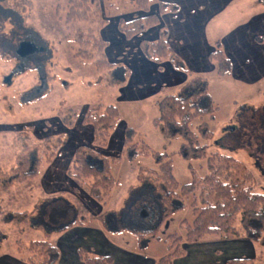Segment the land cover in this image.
Segmentation results:
<instances>
[{"label":"rangeland","instance_id":"rangeland-1","mask_svg":"<svg viewBox=\"0 0 264 264\" xmlns=\"http://www.w3.org/2000/svg\"><path fill=\"white\" fill-rule=\"evenodd\" d=\"M5 1L0 0V3ZM29 1L34 6L33 17L32 19L27 18L26 23L35 25L41 31L43 39L54 43L49 44L51 51L46 48L48 49L46 52L48 59L45 62V67H39V71L29 67L33 66L30 61H33V57L30 56L32 53L20 57L22 60L27 57V60L21 62L8 56L0 57V188L3 184L4 186L8 184V178L14 177L8 188L9 191L7 193L0 192V264L22 263L21 258L29 256L30 244L43 240H49L58 248L60 252L59 264H80L79 258L77 259L79 251L92 256L100 254L113 256L116 264H152L175 250L176 243H173L175 236L170 237L169 235L175 233L184 235L185 230L182 226L186 222L182 221L184 219L191 221L193 218L190 207L193 197L186 200V206L183 209L162 218L159 205L160 197L155 195L152 185L143 182L138 177L140 167H158L155 158L152 155H144L131 161L125 150L122 149L121 152L119 151L120 156L118 157L120 158L112 164L111 168L119 184L107 196L104 205L95 202L97 207L103 211L100 214L108 212L109 216L103 220L86 221L83 225L74 227L75 229L63 232L61 229L66 226V222L62 221L61 216H53V214H58L63 207L59 203L53 204L51 201L46 203V200H50L51 196H59L61 192L48 194L45 186L49 179L61 178L60 165L52 169L54 164L50 163L63 162L61 160L73 151L74 144L78 140H82L84 132L77 130L72 134L66 133L64 128L67 129V127H62L61 117L58 116V113L60 114L62 111V117L66 119L76 116V120H73L80 124L81 118L87 110L100 105L117 107L120 120L116 123L107 146L101 147V149H110L111 152L118 151L121 149L122 130L125 127L134 128L138 136L145 140L152 151L166 152L172 158L173 173L178 182L181 185L190 184L195 178L207 173L206 161L184 157L181 153L182 140L168 139L162 122L157 121L159 117L158 102L165 96L175 94L184 84V82L183 84L177 83L176 76L182 74L185 82L189 78L185 72L175 68L169 61H163L161 64L151 61L157 67L156 73L160 74L157 82L152 76L137 78L135 75L132 78L131 71L126 82H122L120 71L98 70L94 61H87L73 55L71 49L73 41H70L69 38L75 37L78 26L71 25L69 29H66L65 25L59 24L55 18L54 10L51 8V0ZM96 1L101 9H104V5L106 6L105 11L108 12L110 20L132 12H139L129 0H113L111 1L115 5L113 8H110L108 1ZM149 1V11L159 9L160 3L175 2V0ZM187 1L192 7L200 5V9H224L219 16L209 22L207 29L208 36L214 35L215 39L219 41L227 39L233 31L244 29L247 24L255 20L256 16L261 15V9H264V0ZM14 2H20L21 5L27 6L22 0H9L5 6L2 5L1 10L7 20L2 29L5 32H9L12 27L17 25V19L21 20L29 13L27 9H19L21 5L18 8L13 7L15 6ZM166 14L169 13L164 15ZM163 21L161 24H168V28H166L168 32L171 31L175 43L173 20L167 17L166 21ZM107 26L109 30L114 28L111 21ZM109 34L111 35L110 32ZM100 36L104 37L102 32H100ZM105 41L107 42L106 57L109 63H112L111 49L107 56L110 43L106 39ZM114 48L117 49L118 45H114ZM126 51L134 52L131 48ZM173 53L176 54L174 51ZM177 58L180 59L178 55ZM122 59L119 57L114 64L128 68ZM182 64L193 75L204 72V63L182 61ZM213 64L216 67L214 61ZM205 78L209 82L210 94L215 107H217L213 117L204 118L214 132L210 153L229 154L244 161L256 175L257 191H264V129L256 128L252 132L248 130V127H242L240 121L245 123L247 118H250L252 111L257 112L258 115L262 114L264 110V79L256 84L247 85L235 82L229 77H219L216 72L208 73ZM6 79L9 80L6 81ZM161 80H165V82L160 86ZM140 85L141 88L138 87ZM47 90L50 92L45 93ZM41 95L42 98H40ZM61 103H63L62 106ZM70 110L73 111L72 114ZM257 124L260 125L259 122ZM52 137H58V139L62 137V140L59 143V140L56 141ZM44 140L48 141L45 145V152L34 153L37 145ZM95 147L100 148L96 145ZM55 151L57 156H49L46 159V155ZM250 151L258 155L260 159L258 164L255 158L250 157ZM61 154L62 158L58 160V156ZM22 157L28 158L29 167L26 166L21 173L27 172L31 176H27L23 182H14L16 175L9 174L6 181L1 183L4 181L1 180L5 178L4 174L11 173V170L18 166V160ZM31 163L34 164L31 166ZM4 168L10 171H4V173L2 171ZM70 182L72 184H68L74 186L78 191L64 193L82 200L83 192L80 190L88 193L87 189L81 188L76 180L72 179ZM68 184L62 183L64 186ZM44 207H48V209L46 210ZM97 207L92 205L90 209L87 208L92 215L98 217L100 214L95 213ZM23 213L26 215L23 216ZM239 222L237 220L236 226L240 228ZM136 232L142 237H139ZM242 239H244L242 236L229 239L222 236H208L202 239L201 243L206 245L207 243L226 242L227 240L241 241ZM251 243L254 246L248 244L230 246L224 243L222 244L223 254L214 250L215 254L219 255L218 258L209 255L210 247L201 248L203 254L200 256L198 254L193 256V252L190 251L188 253L192 255L189 257L185 254L187 258L181 263L211 264V261L219 263L225 254L232 252L231 249L238 250L237 254H242L240 252H243V248H245L244 257L251 259L253 264H264V248L256 243ZM183 247L187 250L185 243L181 244V248ZM185 255L180 258L186 257ZM259 256H262L261 260H257Z\"/></svg>","mask_w":264,"mask_h":264},{"label":"trees","instance_id":"trees-1","mask_svg":"<svg viewBox=\"0 0 264 264\" xmlns=\"http://www.w3.org/2000/svg\"><path fill=\"white\" fill-rule=\"evenodd\" d=\"M7 1L9 0L0 3V24L2 25L0 29V57L8 56L13 60L18 59L20 62L27 60V57L22 60L17 56L19 45L25 42L33 43L37 49L30 55L33 57V61L30 60L33 66L29 67L39 71V67H45V62L48 59L46 54L48 49L46 48H49V44L54 42L43 39L41 31L35 25L26 23L27 18L32 19L33 17L34 6L29 0H22L27 6L21 5L20 2H14L15 6L13 7L18 8L21 5L19 9H27L29 13L21 20L17 19V25L12 27L9 32L2 30L7 20L1 7L5 6ZM105 1L110 2V8L115 6L113 2L111 3L113 0ZM131 3L137 11L144 12L146 15L134 14L129 21L124 18L120 19L118 28L125 39L131 41L134 38H139L138 50L145 58L156 64L169 61L175 68L185 72L189 78L175 94L165 96L158 102L159 117L157 121L162 122L168 139L182 140L181 153L184 157L204 159L208 168L205 175L195 178L190 184L181 185L174 176L172 158L166 152L152 151L145 140L138 136L134 128H124L123 150L129 159L132 161L144 155H152L158 165L157 168L140 167L138 177L143 182L152 185L155 195L160 197L159 205L162 218L183 209L186 206V200L193 197L190 204L193 218L191 221H187V219L182 221L186 222L182 226L185 230L184 235L180 233L169 235L170 237L175 236L173 243H176V248L169 255L156 261L155 264H173L175 258L185 255V248H181V244H196L208 236H222L225 239L242 236L264 248V191H257L256 175L244 161L229 154L210 153L214 132L204 118L213 117L217 107H215L209 91V82L205 77L193 75L186 70L182 61L170 48L169 32L161 24L160 15L177 12V6L160 3L159 14H149V0H133ZM50 4L59 24L65 25L66 29H69L71 25L78 26L75 37L69 38L70 41H73L71 45L73 55L87 61H94L98 70L121 71V81L126 82L130 75L129 69L123 65L109 63L105 53L107 42L100 36L102 27L108 23L106 6L104 5V9H101L96 0H51ZM153 27L159 28L157 40L149 42L141 39L142 35ZM256 40L258 43H264V37ZM49 51H51L50 48ZM210 58L216 64L218 76L231 75L232 65L225 56L220 42L215 44ZM48 92L50 90L45 93ZM62 105L63 103H61ZM70 112L73 113L72 110ZM62 115V111L60 114L58 113V116L61 117L60 123L67 129L73 128L76 124L74 122L76 116L66 119ZM119 120L120 113L115 106L100 105L87 110L80 122L92 127V145L78 147L74 152L71 165L67 169L68 178L79 182L80 187L87 189L89 196L102 205L105 204L107 196L110 195L113 188L119 184L111 168L112 164L120 157L106 158L97 153L94 147L95 145L100 148L107 146L109 137ZM197 121L199 123H195ZM240 121L242 127H248L249 131L254 132L256 128L264 129V110L259 115L252 111L250 118H247L245 122L246 124L242 120ZM258 122L260 125L257 124ZM52 138L56 141L59 140V143L62 140V137ZM46 142L48 141L40 142L34 153L45 152ZM249 154L251 158L256 159L257 164L260 162L258 155L251 151ZM49 156H57L56 151L46 155V159ZM27 161V157H22L18 160V166L12 169L11 173H5L4 171L10 170L4 168L2 171L5 173L3 176L5 178L1 179L4 180L1 183L6 181L9 174L16 175L14 182H23L27 176H31L27 172L21 173L26 166L29 167ZM33 164L31 163V166ZM13 179L14 177L8 178V184L5 186L3 184L0 192L7 193ZM75 197L61 192L59 196L54 195L50 197V200H46V203L51 201L53 204L59 203L63 207L58 214H53V216H61L62 221L66 222V226L61 229L63 232L83 225L86 221L103 220L109 216L108 212H104L98 217L92 215L82 200ZM44 208L48 209V207ZM25 215L26 213H23V216ZM237 220L240 221V228L236 226ZM136 234L142 237L141 234L137 232ZM28 254L29 256L26 258H21V262L59 264L60 252L49 240L32 242ZM78 258L82 264H114L113 258L108 255L92 256L79 251ZM261 259L262 256L257 258V260ZM225 264H253V261L249 258L230 259Z\"/></svg>","mask_w":264,"mask_h":264},{"label":"crops","instance_id":"crops-1","mask_svg":"<svg viewBox=\"0 0 264 264\" xmlns=\"http://www.w3.org/2000/svg\"><path fill=\"white\" fill-rule=\"evenodd\" d=\"M129 1L132 2L131 0ZM171 4H174L175 6H177L178 11L175 12V14L169 13L166 15L164 14L160 15V21L161 23L163 19L164 21H166L167 17H170L171 20H173L172 24L175 26V43L173 40V35H171V31H170L169 32V39H170L169 44L172 50L176 53V55L180 57L181 61L190 62V63H193V62H199L202 64L204 63V68H203L204 72H202V74H199V75L203 77L204 76L207 77L208 73H214L217 70L213 64V60L210 58V54L214 51L215 44L217 42H220L225 56L230 60L231 65H232V73L230 76H227V77H229L231 80L235 82H241L247 85L256 84L264 79V43H258L256 40L257 38L264 37V9H261L262 14L259 16H256L255 20L247 24L244 27V29H242L241 31L239 30L233 31L227 39H222L221 41H219L215 39L214 35L212 37H209L207 34V29H208L209 22L213 21L217 16H219L224 11V9H220V8L200 9V5H198L197 7H192L191 4H189L187 0H175V2ZM149 13L159 14V9H155L154 11L152 9V11H149ZM134 14H138L140 16L145 15L144 12H132L126 16H120V17L118 16L117 18H113L112 20L108 18V23L111 21L114 24L113 30H109L107 28L108 23L101 30L104 36L103 38H105L108 41V43H110L109 49H107V56H109V50L111 49L110 54H111L112 63L113 64L116 63L118 58L122 57L123 63H125L129 71H131L132 78H134L135 75L137 76V78L140 76H145V77L152 76L153 78L156 79V82H157L158 76L160 75L156 73V71H158L157 67L155 66L154 63L147 60L138 50L140 39L134 38L133 40L128 41L125 39L123 34L119 31L118 27H119L120 19L124 18L126 21H129L133 18ZM162 16H164L163 19H162ZM163 25L168 28L167 26L168 24L167 25L163 24ZM158 29H159L158 27L149 28L142 35V39H145L149 42H153L157 40L158 35H159ZM109 32L111 33V35L109 34ZM114 45H118V48L117 49L114 48ZM130 48L132 49V51H134L133 53L126 51L127 49H130ZM169 68H170V65H169ZM206 69L211 70L213 72H207ZM120 74H121V71H120ZM176 77L178 79L177 83H180V84L181 83L183 84V82L185 83V79L182 74ZM164 82L165 80H161L159 85L161 86V84ZM135 85H136V82L134 83V86ZM138 87L141 88V85ZM149 94L152 95L153 93H149ZM83 126H86V125H83L82 123L79 124V122H77L73 129H65L62 125L66 133L72 134L73 132L79 130V131L84 132V135H83L82 140H78L76 142L77 144L76 143L74 144L75 147L73 151L69 155L67 154L61 160L63 162L58 163V161H56L55 163H50V164H54V166H52V169L53 167L55 166L59 167L60 165L61 178L57 180L49 179L48 183L45 186L46 192L48 194H55L57 192L58 193L59 192L73 193V191L74 192L78 191V190H75L76 188L74 186H71L68 184V183H71L70 181L72 179L68 178L67 169L71 165L74 152L78 147L83 146L84 144H85L84 146L92 145V141H93L92 127L91 126L83 127ZM123 135H124V129L122 130L121 136H120L121 149H119L118 151L111 152L110 149L104 150V149L96 148V147H94V150L106 158H112V157L117 158L120 155V152L122 151V149L124 148L123 146L124 136ZM58 158H59L58 160H60L62 158V154L58 156ZM62 183L68 184V185L64 186L62 185ZM80 191L83 192V196L81 195L82 202L85 203L86 206L89 207V209H90V206L92 205L97 207L96 203L101 205L100 203L95 201L93 198H91L88 193H85L84 190H80ZM77 194L80 195V193H77ZM95 211L97 215L103 212L101 208L99 207H97ZM224 243L230 246H234V244L243 245V246L245 244H248V245L254 246L251 243V241L245 238L242 239L241 241L227 240L226 242L221 241V242L212 243V244L207 243L206 245H203L204 243L199 242L196 244H186L187 250L185 249L186 251L185 254H187V256L190 257V255L192 254H189L188 252L192 251L193 256H195V254H198L200 256L201 254H203L201 248L206 249L205 247H210L211 252H208L209 255L211 254L212 257L218 258L219 255L215 254L216 253L215 251L217 250L220 252V254H223L222 244ZM231 250L232 252L227 253V255L225 254L224 258H222L219 263H217L216 261L215 262L211 261L210 263L211 264H216V263L225 264L230 259L246 258L244 257L245 248H243V252H240L242 254H237V252H239L238 250H234V249H231ZM100 255H104V254H100ZM187 256L180 258L178 260H174L173 264H183L181 262H184L183 260H185ZM111 257L114 260V257L113 256ZM155 262L156 261H154L152 264H155ZM18 264H26V263L22 262ZM80 264L82 263L80 262ZM114 264H116L115 260H114Z\"/></svg>","mask_w":264,"mask_h":264},{"label":"water","instance_id":"water-1","mask_svg":"<svg viewBox=\"0 0 264 264\" xmlns=\"http://www.w3.org/2000/svg\"><path fill=\"white\" fill-rule=\"evenodd\" d=\"M37 47L32 43H22L20 47L18 48L17 54L19 57L28 56L29 54L33 53ZM9 79H6V81Z\"/></svg>","mask_w":264,"mask_h":264}]
</instances>
